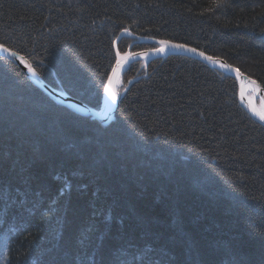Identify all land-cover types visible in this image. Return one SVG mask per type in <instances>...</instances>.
Returning <instances> with one entry per match:
<instances>
[{
    "label": "trees",
    "instance_id": "16d2710c",
    "mask_svg": "<svg viewBox=\"0 0 264 264\" xmlns=\"http://www.w3.org/2000/svg\"><path fill=\"white\" fill-rule=\"evenodd\" d=\"M124 31L264 90V0H0V45L95 110ZM121 88L103 125L0 56V264H264V126L236 79L174 55L133 62Z\"/></svg>",
    "mask_w": 264,
    "mask_h": 264
},
{
    "label": "water",
    "instance_id": "95a60500",
    "mask_svg": "<svg viewBox=\"0 0 264 264\" xmlns=\"http://www.w3.org/2000/svg\"><path fill=\"white\" fill-rule=\"evenodd\" d=\"M122 37H129L137 42L141 43H150L157 45L156 48L140 51V52H126V53H120L117 49L118 41ZM115 50H116V62L115 65L109 75L103 102L100 110H95L87 105L71 98L66 93L56 90L53 87L46 84L37 71L34 69L32 64L22 55L6 48L5 46L0 45V56L5 57L15 64H17L20 68L24 70L26 75L29 77V79L43 92H45L52 100H54L57 104L74 111L78 114L88 116V117H94L96 120H98L103 125H108L111 123L116 108L119 104L120 99L123 95H120L117 99L116 105L113 109L112 107V101L113 96L115 94V88L116 83L119 75H123L124 71L129 67L130 64L136 61H144L146 63H149L151 61L157 60V59H164L169 56L174 55H180V56H186L190 58L197 59L208 66H210L213 69H216L222 73L228 74L232 77H234L238 83L239 86V102L241 106L246 110V112L258 123L262 124L264 126V115L259 113L255 108L250 104L249 98L247 96V93L245 91V84L252 83L256 85L261 92V94L264 97V90L263 87L253 79L247 77L246 75L242 74L238 69L235 67L229 65L227 62L221 59L210 57L196 49H193L191 47L167 42V41H160L155 39H149L144 37H139L136 35H133L129 31H124L119 38L117 39L115 43Z\"/></svg>",
    "mask_w": 264,
    "mask_h": 264
},
{
    "label": "bare ground",
    "instance_id": "6f19581e",
    "mask_svg": "<svg viewBox=\"0 0 264 264\" xmlns=\"http://www.w3.org/2000/svg\"><path fill=\"white\" fill-rule=\"evenodd\" d=\"M122 85V76L119 75L116 83V88H115V94L113 96V101H112V107L111 109L114 108L117 102V93L118 90L120 89ZM245 91L247 93V96L249 98L250 104L257 110L259 113L264 115V97L259 91L258 87L252 83H247L245 84Z\"/></svg>",
    "mask_w": 264,
    "mask_h": 264
},
{
    "label": "rangeland",
    "instance_id": "374dc122",
    "mask_svg": "<svg viewBox=\"0 0 264 264\" xmlns=\"http://www.w3.org/2000/svg\"><path fill=\"white\" fill-rule=\"evenodd\" d=\"M122 88L120 87V89L118 90V93H117V98H119L120 95H122Z\"/></svg>",
    "mask_w": 264,
    "mask_h": 264
}]
</instances>
